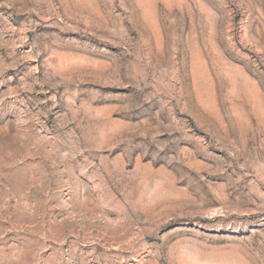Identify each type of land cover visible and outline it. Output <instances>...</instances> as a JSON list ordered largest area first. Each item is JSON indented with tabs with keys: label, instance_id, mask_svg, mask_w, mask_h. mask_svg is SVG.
<instances>
[{
	"label": "rangeland",
	"instance_id": "374dc122",
	"mask_svg": "<svg viewBox=\"0 0 264 264\" xmlns=\"http://www.w3.org/2000/svg\"><path fill=\"white\" fill-rule=\"evenodd\" d=\"M0 264H264V0H0Z\"/></svg>",
	"mask_w": 264,
	"mask_h": 264
}]
</instances>
